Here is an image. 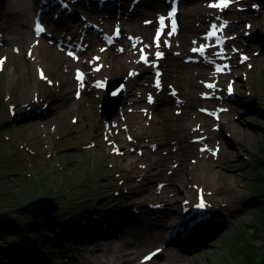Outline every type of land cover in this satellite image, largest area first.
<instances>
[{
  "label": "rangeland",
  "instance_id": "rangeland-1",
  "mask_svg": "<svg viewBox=\"0 0 264 264\" xmlns=\"http://www.w3.org/2000/svg\"><path fill=\"white\" fill-rule=\"evenodd\" d=\"M24 1L26 0H2L4 3L2 5L0 2V12L4 13L9 9L18 11V16L11 19L14 26L23 29L26 23V30L32 35L34 8L28 14L22 13ZM208 1L182 0L180 10H204L208 8ZM130 3L131 0H127L125 9L120 7L121 13L117 14L122 16L123 21L111 24V28L118 24L123 30V36L113 45L118 50L116 61H122L131 55L138 57L141 51L139 46H145L140 40L133 42L132 35L127 32L131 24L128 23L129 20L125 23L126 14L123 12H126ZM239 5L245 10L239 11L236 6L234 8L244 18L238 22V32L235 34L248 48L240 47L238 42H230L228 47L230 50L238 47L248 53L249 57L246 62H235L230 68L233 76L229 83L234 84L239 103L230 105L223 100L221 106L217 104L216 107H209L216 110L218 107H228L225 113L231 117L234 125L231 129L222 122V129L214 130L219 132L220 142H214L207 148L212 154L209 156L195 150L196 146L202 145L204 135H198L199 132L196 131L189 133L188 130L183 137L179 128L182 122L190 121L192 111L202 115L201 108L204 106L201 105L209 106L214 99L194 106L190 104L193 100L191 97L178 94L177 89H170L169 85L166 92L171 95V101L176 106L165 107L161 103L166 101L155 95L156 101L150 114L155 122L150 130L146 129L150 135L148 145H140L145 130L140 132L136 126L122 132L126 146L115 145L116 136L100 132L107 130L106 124L118 123L119 118L124 116L122 112L117 113L111 117V122H107L106 116L101 114L100 104L105 92L100 93V90L94 89V79L98 77L100 70L104 73L106 69L103 65L99 71L93 69L99 56L94 55L90 47L84 50L81 57L85 64L81 66L87 71L91 90L85 92L84 88L81 97H75V89L79 84H67L65 78L61 77V74L67 75V54L60 51L56 44L50 43L45 36L39 39L33 37L31 43L38 41L41 45L38 60L34 61L36 50L31 44L26 42L22 50L17 51L15 44L21 40L13 38V34L4 29L0 30V34L7 38H4L5 43H8L0 46V58L4 59V68H0V209L14 212L12 216L22 221L19 225L11 224V217L0 221V252H3L0 264H101V258L93 254H102L101 248L114 241H127L129 247L135 246L137 252L131 260L134 263L129 264H136L140 261L139 257H144L147 251H151L152 247L146 248L145 242L176 255V258L168 259L165 254L159 253L151 264H259L260 257L264 255V43L253 38L247 41L244 33L248 30L245 21L251 23L250 30L254 33L262 32L264 0L260 1L261 7L254 14V21L248 20L251 2ZM146 7L147 5L140 7L143 13L139 18L143 24L164 13L168 5L159 12L150 13ZM79 9L82 10L81 7ZM115 10L114 7L113 11ZM88 15L85 13L83 16ZM90 15H95V12ZM90 15L89 22H94L95 17ZM135 20L137 18L131 21ZM183 20L180 14V22ZM195 23L196 27H202L200 34L203 35L207 23L204 24L202 20H195ZM154 30L155 26L147 31L151 39ZM177 32L181 34L182 31ZM61 33L63 30L52 32L57 38H60ZM87 39L92 41L93 35L88 33ZM191 45L192 41L185 48L175 50L183 52L186 49L178 56L179 59L184 60ZM119 47H122V51ZM239 56V52L234 53L235 61H239ZM37 67L42 68L47 76L42 78L37 75ZM74 67L76 66L70 68V77L73 76ZM135 74L136 79H131L116 72L111 79L124 78L125 96L121 105L125 104V108H128L134 102V106L140 111L148 104L149 91L146 86L153 81V74L149 76L139 69ZM59 78L62 89L58 92L52 83ZM204 79L205 77L199 79L201 84ZM162 80L161 85H166L165 75H162ZM227 81L218 85L222 92L215 91L214 96L216 93L223 96L226 94ZM202 93L206 92L197 91L200 98ZM45 101L48 102L44 104ZM246 106H251L252 111H247ZM37 108L41 109V113H37ZM26 109L32 114L23 115L21 111ZM14 112L18 114L14 115ZM208 117L209 129L213 130L214 120L211 116ZM93 124L98 125L96 130H93ZM202 124L205 128V123ZM197 137H201V140H195ZM227 140H230L229 145ZM110 141L114 142L113 145ZM174 143L182 144L183 148L175 153L173 159L164 152L167 154ZM132 146L142 150L139 155L144 163L157 161L155 171L163 172V176L157 172L144 178L145 173L139 172L138 167L134 168V173L122 169L119 164L124 158L120 154ZM116 148L121 153L115 151ZM108 163L116 166L100 173L98 166L105 164L106 168ZM201 168L209 173L208 183L202 182L204 189L199 186L198 182L201 181L197 178ZM150 181L160 191L151 192L148 188ZM139 185L147 191L137 192ZM200 193L211 202V215L193 230L190 235H195L194 240L188 248L182 250L177 242H166L174 224L170 223L169 217L173 214L174 219L178 218L183 201L194 200ZM41 196L53 197L59 207L57 213L38 218H48V221L36 223L38 219L34 220L25 213L14 210L27 203V199ZM77 202L82 205L80 208L74 207ZM150 203L165 205L166 212L159 214L160 220L153 219L156 214L151 213ZM133 206L138 207L140 213L134 212ZM236 207L237 209L231 210ZM218 211L222 214L220 219L214 216ZM164 213L169 215H163ZM195 218L193 216L187 224ZM122 224H128V231L124 234L119 230L115 232ZM162 230L163 236L156 238L155 235Z\"/></svg>",
  "mask_w": 264,
  "mask_h": 264
},
{
  "label": "bare ground",
  "instance_id": "bare-ground-1",
  "mask_svg": "<svg viewBox=\"0 0 264 264\" xmlns=\"http://www.w3.org/2000/svg\"><path fill=\"white\" fill-rule=\"evenodd\" d=\"M2 0H0L1 2ZM93 1V0H91ZM120 1V6L117 5L115 2L109 1L108 3H106L107 5V9H98V7H93L95 10V15H90V17L95 19V22L100 25L103 28V32H111L112 28H111V24L114 22H122V16H117V10L113 11V8L115 7V9H117L118 7H121L122 10L125 9L126 6V1L127 0H118ZM185 1H189V0H185ZM210 1V0H209ZM208 1V3H209ZM249 0H239V3H233L231 6H229L227 9H225L222 12H218L217 10H214L213 8H207V9H200L198 11H195L193 9H183L180 10L179 7V11L178 13H180L183 17V22H180V27H179V31L181 30V34L180 32L178 33L177 31L172 32V35H166V34H162V41L166 40L167 44H161L160 48L158 49H163L166 54L164 55V57L162 58H156L154 56L153 50L157 49L155 47L154 44V40H152L149 36V33L147 31H150V29L155 26H158V20L157 17L158 15H156V17L151 18L152 23H147V24H143L142 20H140V15L143 13V10H140V7L142 5H147L146 8H148L149 13L150 12H159L163 7L168 5V1L167 0H142L141 3L137 4L135 6V8L130 11V9H128L129 7H127L126 12L124 11L123 13L126 14V20L125 23L127 24L126 21H130L128 22L129 24H131L128 28L129 30L127 31L128 33H130L132 35L133 38V42L135 40H140L141 44H145L146 49L143 50L145 52L149 53V57L148 60L154 61V60H159L160 61V65L158 67H161L164 70L163 75H165V84L166 85H160L159 87H157V85L154 84V82H148L147 83V90L149 91L150 94H154L157 95L159 97L160 100L163 99V101L165 100L166 102L161 103L162 105L164 104L165 107H172L175 105V102L171 101L170 98V94L167 91V88L169 85H171V88H175L177 89V93L182 94L183 96H188L191 97V99H193L192 101H190L191 105H196V103H204V102H208V100L210 99H203L202 97L200 98L197 95V91L201 90V92H211L214 93V89L213 88H209L205 85V81L208 80H216L217 84L215 89L216 92H221L220 90H218V85H221L223 81L228 80L225 83V87L229 82L231 81V77L233 76L232 72L231 73H225V74H215L213 72V68H211L210 65L203 63V62H199V63H193V62H187L184 60H181L178 58V56H180V54H182L183 52L186 51L183 50V52L180 51H175V50H179L182 48H185V46L187 45V43L189 42H193L196 41L197 39L200 40L199 42H202L204 39V35H201V28L196 27V23L195 20H202L203 23H207L206 21H211V20H215L217 15H220L221 17H223L226 21H227V26L225 27L226 30V34L227 37L229 38L230 42L236 44L237 42L239 43V46L242 48H248V45H246V43H243L242 40L240 39V37L238 35L235 34L236 28L238 27V22L244 18L243 15L240 14V10L238 11L236 8H234L235 6H237V4H241L244 2H247ZM4 2H1V4L3 5ZM0 4V5H1ZM73 4L75 5H80V1H74ZM39 5V0H35L34 1H24L23 2V6L22 7V13L28 14L30 12V9L32 10V13H36L35 12V7ZM59 6V5H58ZM58 6H54V8H57ZM60 15H61V21L58 24L60 25H56V24H49L47 25V31H57V28H62L63 29V33L60 34V36L66 34L69 35L72 38V40H77L79 41L80 36L82 35V30L85 29V31L87 33H90L91 35H93V39L91 40H86V42L84 41V44H81L82 47H85L84 50H86V48L90 47L91 48V52L94 53V55L99 56V60L96 61L94 63V65L96 64H103V67L106 69V71L104 73L99 72V75L97 78H103L105 81L108 80L109 78L113 77L116 72H121L122 74H124L125 76H127L128 78L131 79H136L137 76H135V71L136 70H140V72H145L147 75L150 76V74H153L152 76V80L154 79V69L155 66L153 64L151 65H147L145 62H143L142 60L139 59V57H136L135 55H131V56H127L124 60H115L116 59V50L112 44H108L105 40L99 38V35L101 34V32L98 31H94L92 28H84L82 26V24L84 23V19L82 20L81 23H78V21L75 23L74 25V30L72 29H64V25H66V21L68 18H70L72 15L68 14L66 12V10H63L61 8H58ZM104 10H106L107 14H109L107 17L104 15ZM147 11V12H148ZM250 14H248L249 19L251 21H254L256 19V16H254V14H257L254 10L250 9ZM21 13V12H20ZM139 13V14H138ZM103 14V15H101ZM18 16V11H11V9L9 10H5L4 13L0 12V30H5L8 31L9 34H13V38L15 39H20L22 43V47L20 45V43H16L15 47L17 49V51L22 50V48L24 47V43H28L29 45L31 44L32 47L36 50V55L33 57V60L36 61L38 60V54L40 52V44L37 42L35 43H31V39H33V37L35 39H39L40 37H36L34 36V33L31 35V33L26 30V27L28 26L26 23L25 25H23V29H19V27H15L14 23L12 22L11 19H13L14 17ZM94 16V17H93ZM33 17V15H32ZM135 21H131L132 19H136ZM189 18V19H187ZM82 19V18H81ZM246 27V26H245ZM61 29V30H62ZM69 30L71 32H69ZM127 30V29H126ZM235 30V31H234ZM60 31V30H59ZM168 31H171L169 28L165 29L164 33H167ZM233 31V32H231ZM233 33V34H232ZM232 34V35H231ZM126 35V34H125ZM123 36V34H122ZM6 38V37H4ZM3 38V41H4ZM250 38L256 39L259 42H261L262 44L264 43V32H257V33H253L252 36ZM249 38V39H250ZM48 39V38H47ZM119 39V38H117ZM7 40V38H6ZM72 40H70L69 42L72 43ZM88 41V42H87ZM6 41H4L3 43L0 44L1 45H8V43H5ZM132 42V43H133ZM169 43V44H168ZM151 46V47H147V46ZM169 45V46H168ZM192 46H196V45H191L189 47V50L187 51V55L191 54L190 52V48ZM58 47V46H57ZM82 47L78 50V54H80V56L78 57V60H73L72 57L67 54L68 50H75L76 47L73 46L72 48L70 47H64L61 46L60 47V51L64 52L67 54L66 56V60H67V66L65 69V72L67 73V75H62L61 77L65 78V83L67 84H71V83H79L75 78H74V73H75V69L76 68H82V64L84 63V60H82V54L84 52V50H82ZM101 49H104L103 51H101ZM172 49H174L172 51ZM244 50V49H243ZM262 52V51H261ZM41 53V52H40ZM141 52H139L140 54ZM177 53H179V55H177ZM232 56L234 55V53L232 51L229 52ZM234 57V56H233ZM240 59V57H238ZM238 59V60H239ZM235 61V59H234ZM39 62H42V60L39 59ZM236 64H239V61H235ZM72 66H76L74 67V71H73V76L70 77V68ZM231 66V64H230ZM37 75H39V67H37ZM42 69V68H41ZM63 70V69H62ZM140 75V74H138ZM47 74H45L44 77H46ZM205 77L203 84H201L200 82V78ZM147 79H150L147 78ZM60 82L61 79L59 78V80H56L55 82L52 83V85L55 86V88H57V91L59 92L62 88L60 86ZM163 86V87H162ZM96 87H94L95 89ZM169 89V90H170ZM76 90V89H75ZM104 90L100 89V93H102ZM137 90H135V92H137ZM148 93V94H149ZM81 97V96H80ZM54 98L56 100H58V98H56L54 96ZM134 99V98H132ZM148 101V100H147ZM48 102V101H47ZM46 101L44 102V104L47 103ZM210 102V101H209ZM246 102V101H243ZM217 103H219L221 106V102L216 101V102H211V104H209V106L207 105H201L204 107H215L217 105ZM248 103V102H247ZM155 104V102L153 103ZM153 104L149 103L147 105L144 106V108L139 109L134 106V102H131L128 108H125V104L121 105L119 107L118 110V114H123L124 117H120L119 118V122L117 123V125L113 126L112 124L109 126V128L107 130H102L100 133H106L107 135L110 134L112 137L116 136V143L115 145L119 144L120 146H126V141L123 140V136L121 135L122 132L124 131H129L132 130L134 126H136L139 131L141 132V130H145L143 131L142 134V140H141V146H146L148 145L149 141H150V135L148 134L147 130H150L153 126V123L155 122V118H153V116H151V111L153 108ZM244 104V103H243ZM176 106V105H175ZM131 107V110L129 109ZM247 111H252V107L251 106H246ZM23 115H30L32 114V112L28 111V109L21 111ZM18 114L16 112L13 113ZM223 116V118L221 117V122L226 123L227 127L229 128H233V120L231 119V117L226 114V113H222L221 114ZM190 121H188L187 123L182 122L181 123V127L179 128V133L184 137L189 130V133H191L192 131H196L199 132L198 135H204L203 139H202V145L200 146H196L195 150L196 152L200 153V154H205L206 156L212 155L209 152V149H207L212 143L216 142V144H218L217 142H220V136H219V132L216 133L213 130L209 129V121H210V117H208L205 113H202V115L197 114L195 111H192L190 113ZM77 122H79L78 120H76ZM204 121V122H203ZM76 122V123H77ZM205 123V128H203V124ZM215 124V120L213 122V125ZM96 124H93V130H96ZM203 126V127H202ZM120 134V135H118ZM130 133H128L129 135ZM152 135V134H151ZM111 139V138H108ZM229 139V138H227ZM113 141L111 143V145H113ZM128 143V141H127ZM227 143L229 145L230 140H227ZM191 144V143H190ZM178 145V147H177ZM203 145H207V147H204ZM176 146V148H175ZM192 147H194V145L192 144ZM111 148V147H110ZM109 148V149H110ZM182 147V144L180 143H174L173 145H171L170 149L167 150L169 151L167 154L164 152L165 155H168L169 157L174 159V155L175 153L180 150ZM146 150H149V148H147ZM166 151V152H167ZM189 151H191V149H189ZM121 153V152H120ZM120 156L124 159H122L120 161L119 166L122 167V169L126 170L128 169L129 171H131L132 173H134L133 171L135 170L134 168L138 167L137 169L139 170V172H143L145 173L144 178L146 177H151L154 174H157V172L163 176V172L161 171H155V165L157 163V161H153V162H149V163H144L142 160L141 155H139L138 151L135 152L134 150H131L129 148L128 151H123ZM137 163V164H135ZM103 165V164H102ZM106 165L104 164V166H98L99 172L102 173L101 171H108L109 169H112L113 167H115V164H110L108 163V166L106 168H104ZM109 167V168H108ZM137 170V171H138ZM136 172V170H135ZM131 173V174H132ZM103 174V173H102ZM153 174V175H152ZM209 173L206 172V170L204 168H201V172L198 173L197 178L201 181L198 182L199 186L204 189V185L203 183H208V176ZM166 176V175H164ZM156 179V178H155ZM155 181V180H154ZM150 184V185H149ZM149 185V189L151 190V192H155L156 191H160L158 189V186L156 187V185L153 183V181H150V183L148 182ZM138 188H136L137 192H144L143 190L147 191V189H143L141 188L142 186L139 185L137 186ZM134 189V188H133ZM148 189V190H149ZM131 191V190H128ZM192 193V192H191ZM137 194V193H136ZM232 203V202H230ZM133 211L136 213H140L138 211V207L134 208V206L132 207ZM210 210V208L208 207L205 211ZM237 209L236 208H231V210ZM150 211V209H149ZM166 212L165 208L158 210V209H151V212L153 214H156L155 217L153 219H158L160 220V213ZM204 210H198L197 212H193L191 211V208L188 210V212H183L180 211L179 214L180 216L178 218H173V214H171L172 216L169 217V220H173L172 222L170 221L171 224L176 223L178 225H180L181 227H184V231H182V233L178 232L176 237H172L170 240L171 241H175L177 242V244H179L180 248L186 249V247L188 248V246L192 243V241L194 240V236L190 235L194 229L198 228L197 226L200 224L198 223L197 225H190L187 224V222L189 221V219H191L193 216L197 215V216H201L202 214L206 213ZM211 212V211H210ZM174 213V212H173ZM167 213H164L163 215H166ZM169 215V214H167ZM215 218L219 219L222 217V214L220 213V211H218V213H214ZM155 223V222H152ZM170 225V224H169ZM173 226V225H172ZM171 226V229H174V227ZM176 226V225H175ZM119 229H116L115 232L117 230H119V232H122V234H124V232H127L129 227L128 224H122L120 226H118ZM164 230L160 231L159 234H156L155 237L159 238L161 236H163L162 232ZM195 232V231H194ZM163 238V237H162ZM179 238V239H178ZM179 240V241H178ZM146 248L148 247H152L151 251L155 252V253H163L165 254V256L168 259L171 258H176L175 254L172 251H167L166 249H162L160 247H156L151 246L150 243L145 242ZM102 250V254H96L94 253L93 255L97 258H101V264H129V263H134L131 260L134 259L133 254L135 252H137V250L135 249V246L133 247H129L128 246V242L126 241H121V242H112V243H108L104 248H101ZM159 250V251H157ZM188 250V249H187ZM191 250V248H190ZM148 252V251H147ZM146 252V253H147ZM145 257V254H144ZM144 257H139L140 261L137 262L136 264H142V262L144 261ZM181 257V256H179ZM154 260V257H152V259L150 261L147 262V264H151ZM15 261V260H14ZM163 264H174V263H163ZM176 264V263H175Z\"/></svg>",
  "mask_w": 264,
  "mask_h": 264
},
{
  "label": "water",
  "instance_id": "water-1",
  "mask_svg": "<svg viewBox=\"0 0 264 264\" xmlns=\"http://www.w3.org/2000/svg\"><path fill=\"white\" fill-rule=\"evenodd\" d=\"M113 92H116L117 94L113 95ZM124 95H125L124 78L117 77L115 79L108 80L106 94L103 96L102 103H101V112L103 115L107 116L108 121H110L112 115L117 113L118 107L122 103V99ZM26 198H29V197H26ZM196 200L198 199H194L190 201V203H193ZM27 201H28L27 203L17 208H14V210L25 213L26 215L30 216V218L34 220L44 217V216L46 217L48 215L55 214L57 213L59 209L58 205L56 204V201L51 196H41V197H34V198L31 197L27 199ZM205 202L210 204V202L208 201H205ZM12 213H10V211L8 210L0 209V221L9 219V217L15 214L14 212ZM259 264H264V257L261 259Z\"/></svg>",
  "mask_w": 264,
  "mask_h": 264
},
{
  "label": "snow or ice",
  "instance_id": "snow-or-ice-1",
  "mask_svg": "<svg viewBox=\"0 0 264 264\" xmlns=\"http://www.w3.org/2000/svg\"><path fill=\"white\" fill-rule=\"evenodd\" d=\"M133 2L134 3H138L139 2V0H133ZM239 3V0H216V2H210L207 6L209 7V8H215V9H221V10H224V9H227L231 4H233V3ZM252 7L253 8H257L258 6L257 5H252ZM176 12H177V7H176V5H175V0H173V2H172V4L170 5V11H168L167 13H166V16L171 20V25H172V30L171 31H168L167 33H162V27L164 26V24H165V14H160L159 16H158V21H159V24L161 25V28H158L157 29V31H156V34H155V37H154V44H155V47L158 49V48H160V46H161V44L163 43V44H167V41L166 40H163L162 41V39H161V37H162V34H166V35H172V32L175 30V15H176ZM216 19L217 20H219L220 19V17L219 16H217L216 17ZM145 23L147 24V23H152V21H145ZM227 24V21H224V23L222 24V25H220V28H223L225 25ZM247 27H251L250 25H247ZM35 28H36V34L37 35H39L40 33H42V32H44L45 31V29L43 28V27H41V25H40V23L39 22H37L36 23V25H35ZM215 30H217V25L216 24H212V25H210V32H209V34H207L206 36H205V40H207L209 37H210V35H211V32L212 31H215ZM116 32H117V35H119V26H117L116 27ZM193 43V45H197V41H193L192 42ZM135 47V46H134ZM147 47H151L150 45L149 46H147ZM204 45L203 44H200L199 45V51H200V54L201 55H203L204 54ZM104 49H101V51H103ZM121 51H122V49H121ZM141 51H143V50H141ZM191 51L193 52V53H195V52H197L198 51V48L197 47H193L192 49H191ZM222 51V50H221ZM29 54H31V53H29ZM70 56L71 55H73L71 52H69L68 53ZM177 55H179V53H177ZM218 56H219V54H217ZM155 56L157 57V58H160V57H162L163 56V53L162 52H160V51H156L155 52ZM220 58H223V57H220ZM98 59V58H97ZM141 59H143L144 61H145V63H148V59H147V57H145V56H141ZM248 58L247 57H244V60H247ZM249 67H251V65H249ZM221 69H219V68H217V71H220ZM41 75H42V77H43V73H41ZM160 74L159 73H157V77L159 76ZM81 77H80V75L78 74L77 75V79L79 80ZM50 82V81H49ZM208 87H215V85L214 84H208L207 85ZM157 87H159V80H157ZM229 92H231V85H229ZM117 93L116 92H113V95H116ZM149 102H151V96H149ZM187 203V202H186ZM195 207H197V208H204L205 207V203H204V201L202 200V199H200V201H199V203H197L196 205H195ZM157 251H159V250H157ZM156 255V253L155 252H153V253H150V254H148L147 256H145L144 257V261L142 262V264H147V262L148 261H150L151 259H152V257L153 256H155Z\"/></svg>",
  "mask_w": 264,
  "mask_h": 264
},
{
  "label": "trees",
  "instance_id": "trees-1",
  "mask_svg": "<svg viewBox=\"0 0 264 264\" xmlns=\"http://www.w3.org/2000/svg\"><path fill=\"white\" fill-rule=\"evenodd\" d=\"M82 205L80 203L77 202V204H75V208H80ZM56 218H59V216H56ZM11 224H14V225H19L22 221H19L18 217L14 218L13 216H11ZM24 220V219H23ZM49 219L48 218H45V219H38L36 223H44L46 221H48ZM10 223V222H9ZM264 257V255H262L259 259V261H261V259Z\"/></svg>",
  "mask_w": 264,
  "mask_h": 264
}]
</instances>
